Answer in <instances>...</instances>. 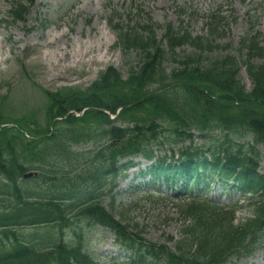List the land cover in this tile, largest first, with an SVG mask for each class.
<instances>
[{
	"label": "trees",
	"instance_id": "obj_1",
	"mask_svg": "<svg viewBox=\"0 0 264 264\" xmlns=\"http://www.w3.org/2000/svg\"><path fill=\"white\" fill-rule=\"evenodd\" d=\"M33 1L11 0L10 14L15 21L26 19V3L32 5ZM147 19L146 24L137 22L131 30L117 28L122 49L137 48L142 54L126 80L117 68L109 67L87 89L47 90L46 130L39 128L37 119L25 126L17 123L14 133L12 127L0 128V264H124L97 260L77 231L71 240L66 239L75 218L110 230L117 245L132 253L129 264H224L247 258L264 246V174L258 171V146L264 151V65L253 60L264 55L259 35L243 41L249 50L246 71L254 83L248 92L239 78L235 57L205 60L204 53L214 49L208 38L169 23L159 40L156 26ZM222 19L219 12L208 16L211 38L218 33ZM184 45L193 46L196 52L180 55L177 50ZM166 59L176 64L170 73L163 64ZM152 86L159 88L151 91ZM83 110L82 117L70 113ZM109 112L130 125H115ZM1 113L0 127L8 123ZM193 130L201 132L207 144L195 145ZM219 130L222 136L212 137ZM26 131L32 139L26 140ZM232 136H251L254 144L237 143ZM187 140L192 144L185 145ZM87 143L97 146L86 152L91 157L86 161L90 171L74 173L79 160L85 158L70 152L72 145ZM140 155L150 161L157 158L142 176L163 182L167 189L178 191L174 197L183 200L184 237L174 248L131 233L104 203L127 168L122 161ZM38 163L49 171L50 167L63 168L61 179L52 169L54 187L49 200L25 191L20 184L23 174L37 170ZM108 178L111 188L105 193ZM217 179L223 186L253 194L252 217L236 224V206L225 209L204 197ZM65 189L69 193L85 191L89 197L65 204L75 196L63 194ZM187 192L191 193L187 198L181 195ZM30 228L33 230L26 233Z\"/></svg>",
	"mask_w": 264,
	"mask_h": 264
},
{
	"label": "rangeland",
	"instance_id": "obj_2",
	"mask_svg": "<svg viewBox=\"0 0 264 264\" xmlns=\"http://www.w3.org/2000/svg\"><path fill=\"white\" fill-rule=\"evenodd\" d=\"M10 2L0 0V38L4 40V49L0 53V110L13 128V133L17 131V123L24 125L29 121L33 124L30 121L36 119L39 128L47 129L46 111L50 103L45 91L58 93L70 86L87 89L103 72L114 66L124 77L127 76L131 67L139 65L141 54L137 48L122 49L117 28H124V31L134 29L137 22L146 24L147 17L152 19L155 26L158 25L156 34L159 40L164 35L163 26L171 23L177 29L183 27L193 36H204L212 41L214 49L204 53L205 60L235 57L240 66V79L248 91L253 88V83L244 64L249 50L243 41L252 35L249 33L252 28L259 34L260 45L264 47V0H34L35 4L30 8L26 20L21 22H16L9 14ZM217 9L225 18L222 23L224 28L211 38L205 19ZM137 11H141L142 18L136 14ZM49 42L52 43L50 47L46 46ZM90 50L93 53L88 54ZM177 52L186 55L195 50L193 46L184 45ZM73 54L79 57L74 59L71 57ZM253 60L256 65H264V55ZM163 64L168 72L176 66L169 59ZM158 88L149 87L151 91ZM129 123L121 119L115 121V125L123 128ZM247 140L250 141L251 137L248 136ZM203 141L196 131L195 142L202 144ZM96 148L92 143L72 145L70 152L82 153V158H85L84 161L79 160L80 164L76 166L72 163L74 173L84 175L90 171L86 161L91 157L86 152ZM129 160H132V165L118 177L112 194L105 195L107 209L116 220L128 225L131 233H139L153 243L176 247V242L184 237L187 218L182 212V201L172 198L171 192L165 188L159 190L157 186L147 185L151 178L140 174L149 169L151 163L148 160L142 156ZM261 162L264 166V153ZM36 166L42 173L37 180L32 178L20 184L25 191L35 192L40 198L49 200L53 195L50 189L54 187L50 177L54 176V171H58V179H61L63 168L50 167L49 171L41 163ZM108 180L111 182L110 178ZM42 182L48 183V187H41L39 184ZM110 188L108 185L105 191ZM83 192L84 195H76L63 190L66 196L75 195L65 204L84 200L87 196ZM211 194L221 204L241 201L242 209L237 213V222H245L252 216L250 201L240 197V194L223 191L219 186H214ZM112 201L115 202L113 206ZM73 220L76 222L68 227L66 239L71 240L73 232L77 231L98 260L109 259L118 253L116 237L110 231L89 225L87 219ZM32 230L26 229L25 232ZM40 232L44 233L45 229L42 228ZM237 264H264V247L253 257Z\"/></svg>",
	"mask_w": 264,
	"mask_h": 264
},
{
	"label": "bare ground",
	"instance_id": "obj_3",
	"mask_svg": "<svg viewBox=\"0 0 264 264\" xmlns=\"http://www.w3.org/2000/svg\"><path fill=\"white\" fill-rule=\"evenodd\" d=\"M50 44L52 45V43L49 42V44L46 45V46L50 47ZM3 47H4V40H3L2 38H0V53H1V51L4 49ZM65 50H67V48H66ZM90 53H93V51H92V50L88 51V54H90ZM62 54L65 55L64 51L62 52ZM88 54H87V55H88ZM71 57L74 58V59H76L77 57H79V55L74 56V54H73ZM91 59H92V58H91ZM93 61H94V60H93Z\"/></svg>",
	"mask_w": 264,
	"mask_h": 264
},
{
	"label": "water",
	"instance_id": "obj_4",
	"mask_svg": "<svg viewBox=\"0 0 264 264\" xmlns=\"http://www.w3.org/2000/svg\"><path fill=\"white\" fill-rule=\"evenodd\" d=\"M33 175H35L34 172H29V173L25 174V177L27 178L28 176H33Z\"/></svg>",
	"mask_w": 264,
	"mask_h": 264
}]
</instances>
